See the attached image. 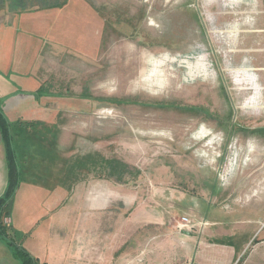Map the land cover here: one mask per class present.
<instances>
[{
	"label": "rangeland",
	"instance_id": "1",
	"mask_svg": "<svg viewBox=\"0 0 264 264\" xmlns=\"http://www.w3.org/2000/svg\"><path fill=\"white\" fill-rule=\"evenodd\" d=\"M0 94L31 150L17 190L53 227L49 245L15 234L14 194V243L39 264H249L264 222L222 255L264 221V0H0Z\"/></svg>",
	"mask_w": 264,
	"mask_h": 264
},
{
	"label": "crops",
	"instance_id": "2",
	"mask_svg": "<svg viewBox=\"0 0 264 264\" xmlns=\"http://www.w3.org/2000/svg\"><path fill=\"white\" fill-rule=\"evenodd\" d=\"M0 100H4L3 94H0ZM29 136H30V138H32V140L34 141L35 144L40 145L43 150H46L45 148L48 147V145H46L47 144L46 139L48 138V135L46 134V132L41 134V135H38V139L41 138L43 140L41 143H38L37 142L38 140H35V135H34L33 131L31 132V134ZM43 147H45V148H43ZM18 148H20V149L16 148L17 152L19 153L21 151L22 154L24 155L23 157H25V156L29 157L30 156L31 150H30V148H28V145H24L21 147L18 146ZM18 157L19 156L17 155V158ZM42 174H43V172H42ZM96 180L97 179L93 180V184H89L87 186L88 193L93 194L92 195L93 198L89 197V206H90V208H93L92 209L93 211H89V212H94V213L102 210V208L104 206L103 203L105 202L104 199H106V196H107V195H104V196L101 195L102 193H100V192L103 190V184H102V182L96 181ZM5 187H6V165H5L4 148L2 145L1 135H0V197L4 193ZM104 187L109 190V195L112 196L113 188H112L111 184L108 186H104ZM85 190H86V188L84 187V190H83L84 193H85ZM35 195H36L35 191L34 192H33V190L27 191L25 189L20 190V187L16 191L15 197H17V199L15 200L14 208L19 210L21 216L25 217V219H23L21 221V223H19L18 226H20V227H17L15 234H18L20 237L26 236L28 239L29 237H31V235H34L40 229L41 235L44 236V241H42V244L49 245L52 242V240L49 237H47V235H46L47 230L46 229L50 225H51V229H53L52 223H50V225L48 226V222H47L48 217L47 216H45L41 219L34 218L35 216L31 213V207L33 205V204H31L32 203L31 199ZM89 196H90V194H89ZM43 204H42V206H43ZM85 207H86V205H85ZM246 207H250V206H246ZM253 210H254V208H253ZM245 211H247V213H251L248 208H245ZM261 211H262L261 207L256 208L254 211L255 213L253 212L254 216H252V217L249 216V217L245 218V222H241L243 228H240L241 230L239 231L238 235L236 236V238H238V240H242L239 242V247L237 248L238 250L236 249L234 253H232V250H231V254H230L228 250L224 249V251H226L222 255L224 260L230 261V260H234L236 257L239 258L242 255V253L245 251L247 246L249 244L254 243L255 247H254L253 251H250L244 257L242 256V259H243V261H246L249 264H264V252H262V249L264 250V236L259 241L258 240L252 241L253 237L260 231L261 224L264 222L260 217L255 215L257 212H261ZM42 214H43V211H42ZM5 220H9V218H7ZM217 223H220V222H217ZM8 227L11 229V230L9 229L10 234H14L10 220H9ZM44 229L46 230L45 233H43ZM263 231H264V229L261 231V233ZM233 236H235V235H233ZM251 241H252V243H251ZM233 242H234V238L232 239L231 244ZM0 248H1V246H0ZM30 255L32 257L39 259V257H37L35 255H32V254H30ZM0 264H16V263L12 262L11 260H9L7 258H3V257L1 258L0 257Z\"/></svg>",
	"mask_w": 264,
	"mask_h": 264
},
{
	"label": "trees",
	"instance_id": "3",
	"mask_svg": "<svg viewBox=\"0 0 264 264\" xmlns=\"http://www.w3.org/2000/svg\"><path fill=\"white\" fill-rule=\"evenodd\" d=\"M9 125L0 111V135L6 165V187L0 197V240L12 250V255L19 264H39L37 259L14 243L13 234H10L9 227L4 225L5 219L9 218L11 202L20 181V168L16 161V147L10 137L11 127Z\"/></svg>",
	"mask_w": 264,
	"mask_h": 264
},
{
	"label": "built area",
	"instance_id": "4",
	"mask_svg": "<svg viewBox=\"0 0 264 264\" xmlns=\"http://www.w3.org/2000/svg\"><path fill=\"white\" fill-rule=\"evenodd\" d=\"M182 225L186 228H193V226L190 224L187 218H182Z\"/></svg>",
	"mask_w": 264,
	"mask_h": 264
},
{
	"label": "water",
	"instance_id": "5",
	"mask_svg": "<svg viewBox=\"0 0 264 264\" xmlns=\"http://www.w3.org/2000/svg\"><path fill=\"white\" fill-rule=\"evenodd\" d=\"M183 234H184V235H187V236L189 235V233H187V232H183Z\"/></svg>",
	"mask_w": 264,
	"mask_h": 264
}]
</instances>
